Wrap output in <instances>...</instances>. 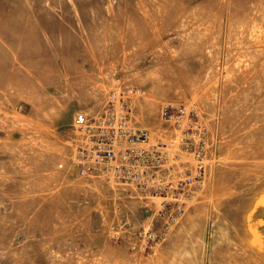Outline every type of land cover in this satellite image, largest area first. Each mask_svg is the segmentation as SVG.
I'll return each mask as SVG.
<instances>
[{"label":"rangeland","instance_id":"374dc122","mask_svg":"<svg viewBox=\"0 0 264 264\" xmlns=\"http://www.w3.org/2000/svg\"><path fill=\"white\" fill-rule=\"evenodd\" d=\"M121 94L148 139L89 191ZM0 264H264V0H0Z\"/></svg>","mask_w":264,"mask_h":264},{"label":"built area","instance_id":"2783aa9c","mask_svg":"<svg viewBox=\"0 0 264 264\" xmlns=\"http://www.w3.org/2000/svg\"><path fill=\"white\" fill-rule=\"evenodd\" d=\"M128 94H139V91L131 90ZM113 98L116 100V97ZM126 100L128 97L121 94L117 104L110 102V109L103 111V117H98L92 124L88 123L82 111L74 115L72 126L80 134L74 154V166L80 176L105 179L104 181L111 183L120 173L117 154L124 156L128 166H132L136 144L147 142V131L135 133L128 126L126 119L129 120L131 111ZM112 115L120 118L113 123L109 122V116ZM117 120L124 124H117Z\"/></svg>","mask_w":264,"mask_h":264},{"label":"crops","instance_id":"0c3cea01","mask_svg":"<svg viewBox=\"0 0 264 264\" xmlns=\"http://www.w3.org/2000/svg\"><path fill=\"white\" fill-rule=\"evenodd\" d=\"M100 184H105V185L109 186V184H111V183H104V181L97 180V181H95V183L89 185L90 188L88 190L96 192L95 190H98L99 187L101 188Z\"/></svg>","mask_w":264,"mask_h":264}]
</instances>
